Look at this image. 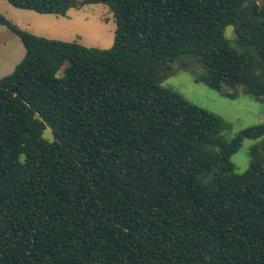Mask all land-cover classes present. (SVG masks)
I'll return each mask as SVG.
<instances>
[{
  "label": "trees",
  "instance_id": "obj_1",
  "mask_svg": "<svg viewBox=\"0 0 264 264\" xmlns=\"http://www.w3.org/2000/svg\"><path fill=\"white\" fill-rule=\"evenodd\" d=\"M6 1L62 17L104 5L115 31L110 49L86 48L0 15L25 49L0 79V264H264V120L226 139L218 117L158 77L192 55L198 82L262 102L264 6ZM244 140L260 141L239 173L230 159Z\"/></svg>",
  "mask_w": 264,
  "mask_h": 264
},
{
  "label": "rangeland",
  "instance_id": "obj_2",
  "mask_svg": "<svg viewBox=\"0 0 264 264\" xmlns=\"http://www.w3.org/2000/svg\"><path fill=\"white\" fill-rule=\"evenodd\" d=\"M256 2L259 9L257 14H260L264 0ZM0 15L13 25L38 37L75 41L86 48L103 50L110 49L113 45L115 20L104 5H85L77 10H70L62 17L16 8L6 0H0ZM224 35L235 46L233 25L225 29ZM24 53L20 39L7 27L0 26V79L12 73ZM202 73L196 58L184 55L163 66L158 77L163 88L177 92L190 103L218 117L226 139H231L239 131L264 120V100L255 101L242 88L236 90V98L230 99L198 82ZM57 75L60 76L61 72ZM222 92L231 93L232 90L222 87ZM43 136L48 140L52 139L49 130ZM259 141L244 140L239 151L231 157L230 161L237 172L242 173L248 169L250 148Z\"/></svg>",
  "mask_w": 264,
  "mask_h": 264
}]
</instances>
